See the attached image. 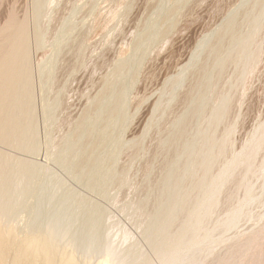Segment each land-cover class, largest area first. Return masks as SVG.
<instances>
[{"label":"rangeland","instance_id":"374dc122","mask_svg":"<svg viewBox=\"0 0 264 264\" xmlns=\"http://www.w3.org/2000/svg\"><path fill=\"white\" fill-rule=\"evenodd\" d=\"M9 16L31 76L9 95L22 142L0 140L3 228L80 264H264V0H0Z\"/></svg>","mask_w":264,"mask_h":264},{"label":"bare ground","instance_id":"6f19581e","mask_svg":"<svg viewBox=\"0 0 264 264\" xmlns=\"http://www.w3.org/2000/svg\"><path fill=\"white\" fill-rule=\"evenodd\" d=\"M11 10H13V9H11ZM26 38L28 39V37H26L25 22L23 20H19V19L15 18L14 16H9L5 25L0 28V140L4 141V144H5V142H8V143L9 142L10 143H16L18 141H19L18 143L22 142L21 139L23 136H22V131L19 127L20 125H19V121H18V119H19L18 116H19V114H24L25 110L29 107V105H28L29 101L26 99H24V100L18 99L19 96H17L16 94H15L16 97L15 96L10 97V96H11V94L13 95V93L23 92L25 94V92L28 93V91H29V89H28L30 87L29 76H31V75H29V73H28V64H29L28 58H30L31 56L27 57L29 54L27 45H29L30 42L28 41V44H27ZM29 62H30V60H29ZM26 96H27V94H26ZM183 98H184V96H183ZM27 110H29V109H27ZM23 122L25 124L26 121H23ZM21 125H23V124H21ZM25 125H23V126H25ZM23 126H22V128H23ZM20 145H22V144H19V146ZM14 146H15V144H14ZM206 146H207V144H206ZM23 147H25V146H23ZM3 156H5V155H3ZM3 156L0 155V185L2 187L5 186V184L8 182V178H9L7 176L8 174L6 175V172H5L6 169H4L5 167L3 168L5 171L2 170V166H6L3 164V162H5V160L3 161V159H5V158H3ZM7 169H8V166H7ZM27 169H29V168H27ZM20 170H19V174H20ZM7 173H8V171H7ZM101 185H103V184H101ZM97 186L99 187V185H97ZM96 187H95V189H96ZM8 189L11 190L12 188L9 187ZM22 189H25V188H22ZM103 189H105V188H103ZM9 191L5 192V189H3V188L0 189V198L2 199V197H3L2 200L0 199L2 203L5 199L4 196ZM12 191H13V189H12ZM15 192H16V194H18L17 191H15ZM9 195H10V193H9ZM15 195H14V197H15ZM5 197L7 198L8 196L6 195ZM17 197H18V195H17ZM79 200H80V198H79ZM8 201H10V203H11V200H8ZM2 209L3 208H1V210ZM4 210H5V208L3 209V212H4ZM96 210H95V212H96ZM90 211H93V208L90 209ZM92 213H90V214H92ZM0 215H2L1 211H0ZM3 217H5V216L3 215L2 217H0V248H3L5 250L3 252L0 250V256H1V253H6L7 251H9L11 253V252H14L15 250H20L22 255H21L19 260H15L16 264H80V263H82L81 260H80V263L78 262V260L76 258L77 255L75 253H73L72 250H71L72 252L70 251V249H69V251L65 250V249L57 250V249H55L56 246L55 247L51 246L52 245L51 242H49V244H48V242H46V240L44 238H42L46 235H43L42 233H40V234H42L43 236L42 235L39 236V234L36 236L34 234L35 237L29 236V237H25V238L17 241L16 240L17 237L15 236L16 235L15 231H17L18 228L15 225H13V226H15V228H17L16 230L14 229L15 230L14 233H13V227H12V230H10L11 228L9 229L8 227H7L8 229H5L6 227L3 228L4 224H2V220L5 222ZM89 220H87V221H89ZM89 224H90V227H92L93 224L95 225L96 223L95 222L93 223L90 220ZM10 225H8V226H10ZM4 226H6V223ZM86 228H88V227H86ZM86 228L84 229V231L87 230ZM31 235H33V233ZM46 239L48 240L49 238H46ZM56 248H58V247H56ZM104 256H105V254L102 255L103 258H101L99 256L100 260H99V258L98 259L96 258L97 262H95L94 264H112L110 262V257L108 258L107 254H106L107 257L105 256L106 258H104ZM82 258H85V257H82ZM82 261L84 262V264H85V262L88 264L87 261H84V260H82ZM0 264H3V262L1 261ZM8 264H10V262H8Z\"/></svg>","mask_w":264,"mask_h":264}]
</instances>
